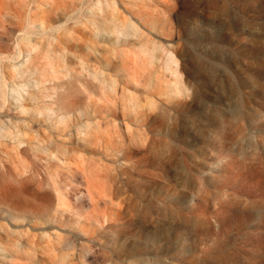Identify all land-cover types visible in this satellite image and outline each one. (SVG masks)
<instances>
[{"label":"rangeland","instance_id":"rangeland-1","mask_svg":"<svg viewBox=\"0 0 264 264\" xmlns=\"http://www.w3.org/2000/svg\"><path fill=\"white\" fill-rule=\"evenodd\" d=\"M0 264H264V0H0Z\"/></svg>","mask_w":264,"mask_h":264}]
</instances>
